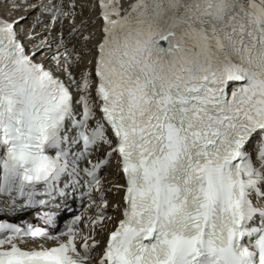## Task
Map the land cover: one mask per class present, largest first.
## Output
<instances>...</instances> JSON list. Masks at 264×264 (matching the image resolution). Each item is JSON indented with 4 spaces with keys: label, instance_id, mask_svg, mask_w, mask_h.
Returning <instances> with one entry per match:
<instances>
[{
    "label": "snow or ice",
    "instance_id": "6c2138e0",
    "mask_svg": "<svg viewBox=\"0 0 264 264\" xmlns=\"http://www.w3.org/2000/svg\"><path fill=\"white\" fill-rule=\"evenodd\" d=\"M98 4L86 68L0 13V212L99 192L115 154L123 218L98 261L103 197L59 235L0 222V264H264V0ZM37 238L57 243L22 246Z\"/></svg>",
    "mask_w": 264,
    "mask_h": 264
},
{
    "label": "bare ground",
    "instance_id": "6f19581e",
    "mask_svg": "<svg viewBox=\"0 0 264 264\" xmlns=\"http://www.w3.org/2000/svg\"><path fill=\"white\" fill-rule=\"evenodd\" d=\"M57 2L58 0L18 1L16 3L18 11H10L11 5L5 4L0 9V13H7L9 18L27 17L23 21V29L27 30L31 28L33 34L38 37L32 43H38L39 39H46L53 44V51H56L57 48L63 49V45L60 43L61 39H63L67 48L73 50V59L76 58L77 53L83 58L84 63L81 65V68L91 67L87 61L92 59V56L85 55V53L99 39L96 38V25L93 22V19L96 17V12L94 11L95 0H64V11L68 12L69 15L66 17L61 16L54 21L51 12H45L41 9L44 7L51 8ZM130 2L131 0H125L126 4ZM77 3H80L81 7H78ZM37 21L39 22L37 23ZM118 177L117 168L110 165L108 167V178L106 179L108 183L106 186L108 189L111 188L109 194L112 198L111 203L114 206L120 201V197L114 194L115 192L118 194V191L113 186V184L118 182L116 180ZM113 212H115V209ZM109 224L110 220H107L105 227H109Z\"/></svg>",
    "mask_w": 264,
    "mask_h": 264
}]
</instances>
